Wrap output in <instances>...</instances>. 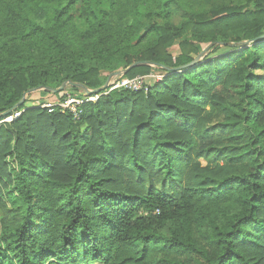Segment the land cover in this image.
<instances>
[{"label":"trees","instance_id":"1","mask_svg":"<svg viewBox=\"0 0 264 264\" xmlns=\"http://www.w3.org/2000/svg\"><path fill=\"white\" fill-rule=\"evenodd\" d=\"M263 35L264 0H0V114L163 73L0 118V264H264Z\"/></svg>","mask_w":264,"mask_h":264},{"label":"water","instance_id":"2","mask_svg":"<svg viewBox=\"0 0 264 264\" xmlns=\"http://www.w3.org/2000/svg\"><path fill=\"white\" fill-rule=\"evenodd\" d=\"M263 39H264V35L262 37L258 38L257 40H263ZM249 43H250L249 41H243L239 45H241V46H248ZM215 46L216 47L217 46H222V47L223 46H228V47H232V48L233 47H236L235 44H227V43H222V42L216 43ZM203 56H204V52L200 53L193 61H191L190 63H188L186 65H183V66H180V67H176V68H170V67L162 66V67H160V69L162 71H164V72H167V73H179V72H182V71H184V70H186V69H188V68L196 65L199 61L202 60ZM141 66H151L152 67L154 65H152L150 63H146V62H136V63H133L129 67H127L126 69H123V70H120V71H117L115 73L110 74L108 76L107 80L105 81L104 85L102 87H100L99 89H96V90H88L83 85H81L79 83H72L70 81H67V82L63 83L57 89L42 88V87L36 88V89H32L28 93L24 94L23 97L21 98V100L19 101V103H17L11 110H8V111L0 114V118L1 117H9L18 108H20L22 105H24L26 96L28 94H32V93H35V92H38V91H45V92L49 93L50 95H55V94L64 92L68 88L73 87V88L80 89L83 93H85L88 96H90V95H97V94L101 93L102 91L108 89L109 84L111 82V79H113V78H121V77L125 76L132 69L137 68V67H141Z\"/></svg>","mask_w":264,"mask_h":264},{"label":"built area","instance_id":"3","mask_svg":"<svg viewBox=\"0 0 264 264\" xmlns=\"http://www.w3.org/2000/svg\"><path fill=\"white\" fill-rule=\"evenodd\" d=\"M145 79L146 77H136L129 80H121V78H118L110 82L108 88L110 90L125 88L127 90H132V91H138V90L146 91L147 83ZM95 98H91L90 96L83 93L81 94L80 98H75V96H73V98L65 99V101L62 102L59 101L53 104L47 103L41 105V107L49 109L50 111H53L54 108H58L61 113L68 112L69 114L72 115L74 119H78L79 114L81 113L80 106L83 103L94 101Z\"/></svg>","mask_w":264,"mask_h":264},{"label":"rangeland","instance_id":"4","mask_svg":"<svg viewBox=\"0 0 264 264\" xmlns=\"http://www.w3.org/2000/svg\"><path fill=\"white\" fill-rule=\"evenodd\" d=\"M192 39V37H191V35L189 34V35H187V36H185V38H184V40H191ZM170 52H171V54H173V55H175L177 52H178V47H177V42H176V44L170 49ZM163 75V73L162 72H159V71H156V70H153L150 74H149V76H145L146 77V83L149 85L151 82H152V80H154V79H157L158 77H161ZM108 78V77H107ZM115 79H118V78H113V79H111V82L113 81V80H115ZM107 80V79H106ZM121 80H129V79H127V78H122L121 77ZM67 90V89H66ZM70 91H68L66 94L67 95H69V97L68 98H73V97H70V96H72L73 94H71L70 95ZM75 94V93H74ZM76 96H75V98H77V96H78V94H75ZM67 97H66V99H68ZM60 100H59V97H55L54 95H45V94H43V91H38V92H35V93H32V94H28L27 96H26V99H25V105L26 106H41V105H44V104H47V103H49V104H53V103H56V102H59ZM11 119H13V118H7L6 120H4L3 122H8V121H10ZM2 122V123H3ZM1 124V123H0ZM202 140V141H201ZM203 140H205V141H203ZM208 139L207 138H201V139H198V141H197V148H202V147H206V145H207V143H208ZM203 157V156H202ZM202 157H200V158H197V161L198 162H200V164H202V165H205L206 164V161L204 160V158H202Z\"/></svg>","mask_w":264,"mask_h":264}]
</instances>
